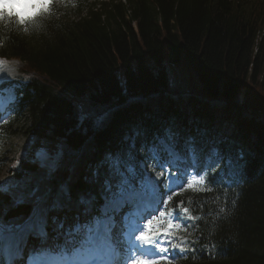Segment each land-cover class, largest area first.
Instances as JSON below:
<instances>
[{
  "label": "trees",
  "instance_id": "obj_1",
  "mask_svg": "<svg viewBox=\"0 0 264 264\" xmlns=\"http://www.w3.org/2000/svg\"><path fill=\"white\" fill-rule=\"evenodd\" d=\"M75 10L78 18L69 22L54 17L39 30L29 25L30 35L14 23H0V55L18 59L30 76L14 120L21 126L13 129V121L7 128L31 135L34 144L26 148L28 162L22 154L10 180L40 178L44 170L35 149L52 154L63 144L73 160L94 137L98 157L117 147L136 157L122 143L132 126L152 133L162 121H174L176 127L202 131L187 117L182 96L188 94L195 101L208 99L200 117L233 116L264 140V0H77ZM165 93L179 95L185 110L168 108ZM143 97L147 105L134 102ZM213 99L225 105L213 109ZM128 100L102 128L79 120L82 105L100 112ZM8 134L6 129L1 136ZM234 139L224 147L241 172L234 186L221 183L173 199L174 206L181 201L198 217L199 239L180 264H264V154L244 148L239 155ZM92 176V171L73 176L69 167L59 179L71 178L73 198L95 190ZM10 203L5 196L6 222L29 214L28 205Z\"/></svg>",
  "mask_w": 264,
  "mask_h": 264
},
{
  "label": "snow or ice",
  "instance_id": "obj_2",
  "mask_svg": "<svg viewBox=\"0 0 264 264\" xmlns=\"http://www.w3.org/2000/svg\"><path fill=\"white\" fill-rule=\"evenodd\" d=\"M53 3L54 0H0V22L13 21L24 32L29 31L28 25L39 30L43 26L38 18L49 13ZM15 99L12 89H0V120ZM111 112V109L96 112L82 105L79 120L100 127L110 120ZM156 139L168 159L162 160L155 144L150 146L149 155L155 161L152 172L157 167L174 170L167 177V201L163 200L159 182L165 172L153 176L142 162H137L131 149L117 151L98 165L106 169V174L101 176L96 171L89 180L99 185L103 204L97 207L96 197L91 193L78 194L76 205L80 213L72 224L52 214L73 202L71 178L60 180L59 175L69 167L74 169L75 161L63 144L52 154L45 150L37 153L44 171L35 183L21 184L15 180L0 183V264H173L186 251L177 242L179 239L186 243V239L178 237V233L186 231L188 224L198 217H193L191 208L183 203L170 206L171 193L185 187L212 191L213 185L222 182L232 185L238 182L241 172L231 157L225 158L215 147L202 157L194 140L185 142L182 154L176 148L178 132L174 124L165 125ZM24 156L27 163V151ZM222 161L224 170L219 175H209V169ZM5 196L10 199V207L28 205L29 214L6 222ZM126 206L130 211L118 221L117 214ZM53 224L55 227H51ZM30 242H35L34 250L29 249ZM26 249H29L27 257Z\"/></svg>",
  "mask_w": 264,
  "mask_h": 264
},
{
  "label": "rangeland",
  "instance_id": "obj_3",
  "mask_svg": "<svg viewBox=\"0 0 264 264\" xmlns=\"http://www.w3.org/2000/svg\"><path fill=\"white\" fill-rule=\"evenodd\" d=\"M88 1H97V0H88ZM76 2H77V0H54L51 11L49 13L44 14L41 17H39V21L42 22L43 19H45V20L53 19L54 16H55V18L60 19L59 22H62V23L77 19L78 15H77L76 10H75ZM17 10H19V7L17 8ZM51 12H53L54 14L50 16ZM8 63L10 65H12V63H13V65L16 66L15 62H13V61L12 62L8 61ZM13 67L14 66L11 67V72H12L11 75L16 76L17 71L13 70ZM176 95H177L176 93L168 94V95H166V93H165L164 97H163L164 100H162V102L164 104H167L168 108L169 107L170 108H176L177 107V108L184 111L185 105L182 104V100L179 99L178 96H176ZM241 96H242V94H241ZM182 97L186 101H188L186 103L187 104L186 113L189 114V117L193 118V117L199 116V114L202 113V107H203L202 103L205 102V100H202V101L201 100H199V101L192 100V99L188 98L189 94L182 96ZM135 102L140 103L142 105L148 104V101H146L145 98H140V99L136 100ZM209 105L211 108L214 109L215 107L216 108L223 107V105H225V103L223 104L222 102H219V101H213V102L211 101V102H209ZM152 109H153L152 110L153 112L156 111V109L154 107ZM216 112H219V109H216ZM205 115L206 116L209 115L208 117H210V114H205ZM232 115H234V113ZM111 116H112V114H111ZM200 116H203V115H200ZM243 116L244 117H250L248 112H244ZM222 118L230 120L231 122H234V123L237 122L234 120L235 118H233V116H229V117L222 116ZM196 119H198V118H196ZM18 126H21V124L20 123L16 124V122L14 121L12 128L14 129ZM230 128L232 130H236V131H234V133L237 134L238 136H240L241 138H243V140H247V141L241 140V144L244 145L245 148H251L253 150L257 149L258 151H262V153L264 154V144H263L264 140H262V142H261V136L259 134H257L254 131L242 129L241 125L238 124V122H237L236 127H233V125L230 124ZM7 130H8L9 134L6 136V139L0 145V183H4L13 177V174H12L13 173L12 168H14L13 165L15 164L16 166H20L21 162H20L19 158L22 154L24 155V153L26 151L24 149V146L26 145L25 143L28 139H30L32 137L29 135L28 136L24 135V133L21 131H19L16 134H11L10 133L11 128H7ZM246 137H247V139H246ZM191 140H194V138L188 139V141H191ZM89 141L85 145V147L83 148V154L80 155V157L75 161V167H74V169L72 168V172H75L77 170L76 167L79 164H82L85 162L86 154L92 148V142H89ZM248 142H249V144H248ZM246 145H248V146H246ZM150 146H152V145H150ZM185 146H186V143H185ZM92 149L95 150L96 147H93ZM28 158H30L29 154H28ZM221 165L222 164L220 163L218 166H221ZM150 169H152V168L150 167ZM156 172H159V170ZM155 175H156V173L153 176H155ZM186 190L187 189H184V188L178 189V191L176 193L184 192ZM65 211H67V210H65ZM190 224H188L187 229L190 226ZM196 237L199 239V237L197 235H196ZM173 264H175L174 260H173Z\"/></svg>",
  "mask_w": 264,
  "mask_h": 264
},
{
  "label": "bare ground",
  "instance_id": "obj_4",
  "mask_svg": "<svg viewBox=\"0 0 264 264\" xmlns=\"http://www.w3.org/2000/svg\"><path fill=\"white\" fill-rule=\"evenodd\" d=\"M13 70L17 71V69L15 67H13ZM12 76V75H11Z\"/></svg>",
  "mask_w": 264,
  "mask_h": 264
}]
</instances>
